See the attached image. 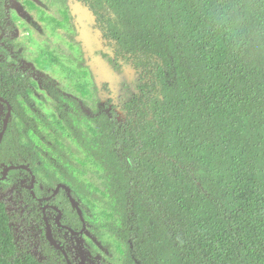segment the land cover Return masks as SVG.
<instances>
[{
	"label": "trees",
	"instance_id": "trees-1",
	"mask_svg": "<svg viewBox=\"0 0 264 264\" xmlns=\"http://www.w3.org/2000/svg\"><path fill=\"white\" fill-rule=\"evenodd\" d=\"M11 1L0 0V97L13 108L0 178L26 164L38 182L33 198L27 171L0 180V264H68L45 211L73 264H264V0H57L62 27L68 3L90 12L101 43L91 60L122 77L118 96L103 78L91 115L45 75L60 62L54 51L39 53L37 69L22 63ZM34 76L54 112L36 104ZM79 76L67 70L88 98ZM7 108L0 101V132ZM57 183L88 222L81 254L55 222L53 206L62 225L83 226L66 190L41 203Z\"/></svg>",
	"mask_w": 264,
	"mask_h": 264
},
{
	"label": "rangeland",
	"instance_id": "rangeland-1",
	"mask_svg": "<svg viewBox=\"0 0 264 264\" xmlns=\"http://www.w3.org/2000/svg\"><path fill=\"white\" fill-rule=\"evenodd\" d=\"M24 1L14 0L11 11L19 19V27L16 30L14 38L22 42L26 47L24 55L28 63L36 66L34 59L47 44L53 48H59L61 60L54 66L53 72L49 75L55 81V84L67 95L82 99L67 77L68 69L80 71L79 78L89 84L92 98H94L93 100L88 98L83 101L87 113L91 112V107L95 104L94 100L97 101L99 98H102L95 90L96 88H100L103 78L109 82L113 92L119 93L120 86H118V82L122 77H116L101 56L96 55L99 67L90 58L89 51H98L101 45L94 28L93 17L87 9L82 7L71 9L72 15L78 19V24H75L76 29H72V35L69 36L67 29H54L39 21L35 14L26 9ZM33 1L46 11L47 14L60 18L58 9L52 1L49 5H47L49 0ZM83 71L88 74L86 77L81 73ZM125 73L123 77L132 78L130 71H126ZM36 99V104L41 107L44 114L54 112L52 99L40 84L36 90ZM98 247L101 252H104L100 246Z\"/></svg>",
	"mask_w": 264,
	"mask_h": 264
},
{
	"label": "flooded vegetation",
	"instance_id": "flooded-vegetation-1",
	"mask_svg": "<svg viewBox=\"0 0 264 264\" xmlns=\"http://www.w3.org/2000/svg\"><path fill=\"white\" fill-rule=\"evenodd\" d=\"M13 1L14 0H12L11 1V6H10V8H9V17L10 18H12V17H14L15 19H16V25H15V30H14V32H13V35H12V38H13V40L15 41V42H17V43H19V45L21 46L20 47V52H21V55H22V57H23V61H22V63H26V64H29V65H32V64H30V63H28L27 61H26V57H25V55H24V51H25V49H26V47L23 45V43L22 42H19L18 40H16L15 38H14V36H15V33H16V30H17V28L19 27V19H18V17H16L14 14H13V12L11 11V8H12V6H13ZM27 1H31V2H33V4H35L36 5V7H38L40 10H41V12H38L37 10H35V9H33V10H30L29 8H28V6H27ZM53 2L54 3V6L58 9V13H59V15H60V18L59 17H55V16H53V15H49V14H47V12L46 11H44L35 1H33V0H25L24 1V5H25V7H26V9L29 11V12H31V13H33V14H35L37 17H38V19H39V21H41V22H43L46 26H49V27H52V28H54V29H67V31H69V36L70 35H72L71 34V30L73 29V30H75L76 29V25L75 24H78V19L76 18V17H74L73 15H72V8H74V7H82V8H84L83 6H81V5H73L71 2L70 3H68L67 4V8H68V12H70L69 14L71 15V24L69 23V22H65V26L64 27H62L59 23L60 22H63V20H64V17H63V15H62V11L65 9V7L62 5V3L61 2H59V1H57V0H49L48 1V4L47 5H49L50 4V2ZM70 5V6H69ZM85 9V8H84ZM68 14V13H67ZM41 16H44V17H48V18H55L56 19V21H54V22H51L50 20H46V21H43V20H41L40 18H41ZM0 28H1V35H0V37L2 36V34H3V37H2V39H1V42L0 43H2L3 42V40L7 37V31H6V29L5 28H3L2 27V25H1V23H0ZM94 28H95V26H94ZM96 30V29H95ZM100 45H101V43H100ZM46 47H48L49 48V50H51V51H54L57 55H58V58H59V60H61V53H60V50H59V48H53V47H51V45H49V44H47V45H45L44 47H43V49L44 48H46ZM42 49V50H43ZM101 49V48H100ZM41 50V51H42ZM40 51V52H41ZM99 51V50H98ZM93 52H96V51H89V55H91V53H93ZM39 55V54H38ZM37 55V56H38ZM100 56V55H99ZM91 58V57H90ZM34 63H35V60H34ZM35 65H36V63H35ZM33 66V65H32ZM35 69H37V65L36 66H33ZM54 69V68H53ZM53 69H52V71H50V72H46L45 73V75L47 76V77H49L52 81H53V83L55 84V81L51 78V76L49 75L51 72H53ZM33 80L34 81H36V83H37V87H35V88H33L34 90H35V92H34V97H35V99H36V90H37V88L39 87V84L41 85V83L39 82V80L37 79V77H33ZM108 84H109V82H108ZM56 85V84H55ZM109 86H110V89H111V91L113 92V90H112V88H111V85L109 84ZM41 87H42V85H41ZM56 87H58L57 85H56ZM43 88V87H42ZM59 88V87H58ZM100 88H101V86H100ZM100 88H98V89H100ZM44 89V88H43ZM60 89V88H59ZM98 89L96 88V92L98 93V94H100L101 96H102V98H99L97 101L96 100H94L95 101V104H93L92 105V110H93V108H95L97 105H98V103L99 102H102L103 101V99H104V96L102 95V93H99L98 92ZM45 90V89H44ZM62 90V89H61ZM76 90H77V88H76ZM90 90V89H89ZM63 91V90H62ZM46 92V91H45ZM64 92V91H63ZM77 92L79 93V95L82 97V99H80V98H78V97H75L76 99H78L80 102H81V104H82V106H83V108H84V105H83V101L84 100H86V99H88V98H91L92 100L94 99V98H92L93 96H92V94H91V91H90V96L88 97V98H83V96L81 95V92L80 91H78L77 90ZM47 93V92H46ZM65 93V92H64ZM48 94V93H47ZM66 94V93H65ZM113 94L115 95V96H118V94L119 93H116V92H113ZM67 95V94H66ZM69 96V95H68ZM72 97V96H71ZM51 98V97H50ZM52 99V98H51ZM0 101L2 102V103H6V105L8 106V108H7V113H6V116H5V118L3 119V129H4V125H5V119H6V117H7V115H8V111H9V108L11 107V117H10V119H9V123H8V126H9V124H10V121H11V119H12V114H13V108H12V106H11V104L10 103H8V102H6L5 101V99L4 98H2V97H0ZM36 101H37V99H36ZM52 103H53V101H52ZM41 108V107H40ZM84 110H85V112H86V109L84 108ZM92 110H91V112L90 113H87V114H89V115H91L92 114ZM42 111V110H41ZM43 113V112H42ZM44 114V113H43ZM1 120V119H0ZM3 129H2V131H3ZM7 130H8V128H7ZM1 131V132H2ZM1 132H0V134H1ZM71 144L73 145V147L75 148V149H78V147H77V145L75 144V142L74 141H71ZM23 165H25L27 168H29L30 169V171H28V170H25V171H27L29 174H30V180L29 181H27V186H28V189L30 190V192H31V194H32V196H33V198H37V196H36V192H35V185L37 184V176L35 175V173L33 172V170H32V168H31V166L30 165H26V164H23ZM17 166H20V165H17ZM11 167V166H10ZM8 168V167H7ZM6 168V169H7ZM5 169V170H6ZM15 170H18V169H15ZM19 170H23V169H19ZM13 171V170H12ZM5 172V171H4ZM4 172H3V176H4ZM11 172V171H10ZM8 175V174H7ZM3 176L0 178V180L1 181H4V180H6L7 179V176H6V178L5 179H2L3 178ZM33 177H35V181H33ZM85 177V176H84ZM87 178V177H86ZM31 186H33V192H34V194L35 195H33V192L31 191V189H30V187ZM59 187H61L60 188V190H59V192L62 190V189H65L66 190V192H67V194H68V197H69V199H70V196H72V194H71V190L69 189V187H68V185H66V184H63V183H57L56 184V189H55V191L59 188ZM67 189L69 190V192L67 191ZM55 191H54V193H55ZM59 192H58V194H59ZM53 193V194H54ZM53 194L50 196V197H47V198H43L42 200H41V203H45V202H48V201H52L55 197H57V195L55 196V197H53V198H51L52 196H53ZM73 197V196H72ZM50 198V199H49ZM74 198V197H73ZM71 201V200H70ZM76 202H77V200H76ZM73 205V204H72ZM78 205H79V203H78ZM54 207V209H56V211H58V216H56L55 217V222H56V225H57V227L59 228V229H62V230H66V231H68L71 235H72V237L73 238H75V240H76V242H77V244H78V247H77V252L79 253V254H81L82 252H83V244H84V242H86V239H85V237H89V233H88V222L85 220V218H84V214H83V211L81 210V207H80V205H79V210L81 211V213H82V216H80V218H81V220H82V223H83V226H82V228H81V230H79V231H74L71 227H69V226H64V225H62V219H63V212L61 211V210H59V208H57V207H55V206H53ZM74 208V207H73ZM76 210V209H75ZM77 212H78V210H76ZM78 214H79V212H78ZM45 216L47 217V219H48V222H49V225H50V227L52 228V234H53V236H54V233H53V226H52V224H51V221H50V219H49V217H48V215H47V212L45 211L44 213H43V218H44V222H45ZM61 216V219H60V221L58 222L57 221V219L59 218ZM85 224H86V229L84 228V226H85ZM45 225H46V222H45ZM46 229H47V225H46ZM69 229H72L74 232H76V233H82L81 235H74ZM47 238H48V235H47ZM54 238H55V236H54ZM84 239V240H83ZM48 240H49V238H48ZM55 240L57 241V243L59 244V245H61V246H63L62 244H60L59 243V241L55 238ZM84 242H83V241ZM49 242H50V244L52 245V243H51V241L49 240ZM53 246V245H52ZM54 247V246H53ZM55 248V247H54ZM63 248H64V250H65V252H66V255L69 257V259H70V261H71V264H73V262H72V260H71V258H70V256H69V254H68V252H67V250H66V248H65V246H63ZM58 250V249H57ZM58 251H61V250H58ZM62 252V251H61ZM62 254L65 256V259H66V255L62 252ZM66 261H67V259H66ZM67 263H68V261H67Z\"/></svg>",
	"mask_w": 264,
	"mask_h": 264
},
{
	"label": "water",
	"instance_id": "water-1",
	"mask_svg": "<svg viewBox=\"0 0 264 264\" xmlns=\"http://www.w3.org/2000/svg\"><path fill=\"white\" fill-rule=\"evenodd\" d=\"M3 34H4V33H3ZM3 34H2V36L0 37V42H1V39H2V37H3ZM10 117H11V107L9 108L8 115H7L6 119H5L4 129H3V131H2L1 134H0V145H1L2 141H3V138H4V136H5V133L7 132L8 123H9V119H10ZM15 169H18V170H19V169H23V170H28V171H30V169L27 168L25 165L11 166V167H8V168L5 170V172H4V176H3L2 179H5L6 176H7V174H8L10 171L15 170ZM33 181H35V177H33ZM60 188H61V187H59V188L55 191V193L53 194V196H52L51 198L55 197V196L58 194ZM30 189H31V191L33 192V186H31ZM67 191L69 192L68 189H67ZM33 195H35L34 192H33ZM49 199H50V198H49ZM70 200H71V203L73 204L74 209L78 210L79 215L82 216V213H81V211L79 210L78 202H76V200H75L72 196H70ZM60 219H61V216L57 219V221L59 222ZM45 222H46V225H47V235H48V238H49V240L51 241L52 245H53L56 249L61 250V251L66 255V252H65L63 246L59 245V244L57 243V241L55 240V238H54V236H53V234H52V228L50 227L49 222H48V219H47L46 216H45ZM84 228L86 229V224H85ZM69 230H70L74 235H81V234H82V233H76V232H74L72 229H69ZM66 259H67V261H68V264H71V261H70V259H69V257H68L67 255H66Z\"/></svg>",
	"mask_w": 264,
	"mask_h": 264
}]
</instances>
